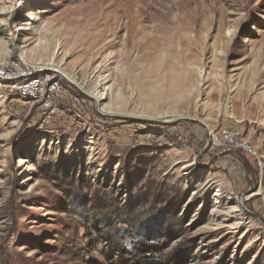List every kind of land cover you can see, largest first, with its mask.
<instances>
[{
  "label": "rangeland",
  "instance_id": "374dc122",
  "mask_svg": "<svg viewBox=\"0 0 264 264\" xmlns=\"http://www.w3.org/2000/svg\"><path fill=\"white\" fill-rule=\"evenodd\" d=\"M0 14L33 23L20 53L0 22V63L62 52L54 64L86 84L43 70L66 92L50 116L0 81V264H137L141 243L150 264H264V0H9ZM101 87L115 114L98 111ZM227 130L261 166L213 146Z\"/></svg>",
  "mask_w": 264,
  "mask_h": 264
},
{
  "label": "built area",
  "instance_id": "2783aa9c",
  "mask_svg": "<svg viewBox=\"0 0 264 264\" xmlns=\"http://www.w3.org/2000/svg\"><path fill=\"white\" fill-rule=\"evenodd\" d=\"M3 64V66H2ZM0 81L5 82L9 93L19 99L37 105L43 114L50 116L66 111V92L59 80L48 76L42 69L22 67L19 64L0 63ZM61 108V109H60ZM62 110V111H61ZM210 141L213 146L256 159L261 166L259 152L238 132L223 131L221 135L211 132Z\"/></svg>",
  "mask_w": 264,
  "mask_h": 264
},
{
  "label": "bare ground",
  "instance_id": "6f19581e",
  "mask_svg": "<svg viewBox=\"0 0 264 264\" xmlns=\"http://www.w3.org/2000/svg\"><path fill=\"white\" fill-rule=\"evenodd\" d=\"M8 1L9 0H0V4L4 5ZM0 22H3L5 24L4 25L5 27H10V28L14 29L15 36L13 38H11L10 44H11L13 49L18 50L20 53H22L23 50L25 49L26 43L30 41L29 39H31V38L27 39L26 37H28L30 30H32L31 27H32L33 23H30L28 20L26 21V20H20V19L13 21V20H10L8 15H5V14H0ZM0 35L3 37H8L7 31L4 30L1 27V25H0ZM26 39H27V42L24 41ZM3 47H4V50L9 48L6 45H3ZM44 50H46V49L44 48ZM60 55H62V52L60 54L57 52L56 54L52 55V59L50 60V62H52V64L50 62H48L47 64L38 63L34 67H33V65L29 66V67L51 71L52 73L60 75L63 79H65L67 82H70L74 86L78 87L81 91H85L86 84L84 82L76 81V79L74 77H71V76L67 75L65 72H63L64 70L60 66L54 64V61ZM65 58H67V54L62 56V58L60 59L59 65H61L60 63L63 64V61L65 60ZM108 89H110V88L101 87L100 92L97 91L96 94H94V95L89 92L90 95L95 99V103L98 106V111L102 114H105V115L115 114V111L110 110V108H108V107L102 106V102L104 100H106V98H107L106 92ZM97 94H100V96H98ZM138 118H142V117H138ZM150 120H153V119L151 118ZM186 168H188V166H185L182 168V171H185L184 172L185 174L187 173ZM242 207H243L242 202L237 201L236 205H235V209H241L242 210Z\"/></svg>",
  "mask_w": 264,
  "mask_h": 264
},
{
  "label": "trees",
  "instance_id": "16d2710c",
  "mask_svg": "<svg viewBox=\"0 0 264 264\" xmlns=\"http://www.w3.org/2000/svg\"><path fill=\"white\" fill-rule=\"evenodd\" d=\"M140 245L141 246H140V248H138V251H137L136 256H135L136 259L141 256V259L138 260L137 264H150L148 262V259L149 260L151 259L150 255H147V256L142 255L144 253L146 254V251H142V248H147V247L144 245V243H141ZM122 253L125 254V252H122ZM118 258L119 259L115 262V264H129V261L124 260L123 256H119ZM122 258H123V260H122Z\"/></svg>",
  "mask_w": 264,
  "mask_h": 264
},
{
  "label": "water",
  "instance_id": "95a60500",
  "mask_svg": "<svg viewBox=\"0 0 264 264\" xmlns=\"http://www.w3.org/2000/svg\"><path fill=\"white\" fill-rule=\"evenodd\" d=\"M124 118H130V117H124ZM134 119L135 120H141L139 118H134ZM179 120H182V121H185V122H195V120L190 119V118H186V117L180 118ZM143 121H147V122H151V123H166V121L159 122V121H156V120H143ZM224 153L232 155V156H235L240 161V163L242 164L241 159H240V157H238L236 152H234V151H225Z\"/></svg>",
  "mask_w": 264,
  "mask_h": 264
}]
</instances>
